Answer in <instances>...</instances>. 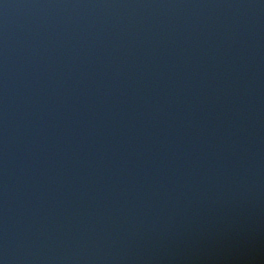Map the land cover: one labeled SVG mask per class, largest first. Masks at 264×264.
<instances>
[{"label": "water", "instance_id": "water-1", "mask_svg": "<svg viewBox=\"0 0 264 264\" xmlns=\"http://www.w3.org/2000/svg\"><path fill=\"white\" fill-rule=\"evenodd\" d=\"M0 264H264V0H0Z\"/></svg>", "mask_w": 264, "mask_h": 264}]
</instances>
